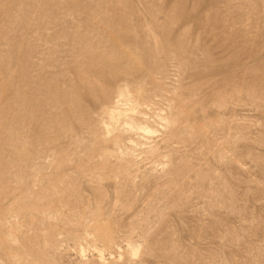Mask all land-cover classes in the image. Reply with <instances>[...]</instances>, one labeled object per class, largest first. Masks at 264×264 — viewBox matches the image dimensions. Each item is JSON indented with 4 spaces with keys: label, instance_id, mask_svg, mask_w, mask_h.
I'll return each instance as SVG.
<instances>
[{
    "label": "rangeland",
    "instance_id": "1",
    "mask_svg": "<svg viewBox=\"0 0 264 264\" xmlns=\"http://www.w3.org/2000/svg\"><path fill=\"white\" fill-rule=\"evenodd\" d=\"M0 264H264V0H0Z\"/></svg>",
    "mask_w": 264,
    "mask_h": 264
},
{
    "label": "bare ground",
    "instance_id": "2",
    "mask_svg": "<svg viewBox=\"0 0 264 264\" xmlns=\"http://www.w3.org/2000/svg\"><path fill=\"white\" fill-rule=\"evenodd\" d=\"M121 95H123V93ZM120 111L121 110H117V107H114V109L111 108L110 114H109L110 118H115L116 116H120L122 114ZM147 131H149V130L147 129ZM131 252L134 254L135 249H132ZM98 256H99L98 260L102 261L103 260L102 254L99 253Z\"/></svg>",
    "mask_w": 264,
    "mask_h": 264
}]
</instances>
